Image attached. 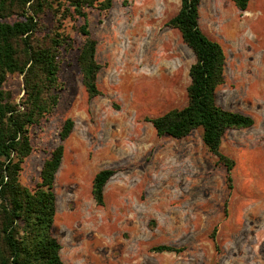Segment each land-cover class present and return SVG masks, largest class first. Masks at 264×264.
<instances>
[{"label": "rangeland", "instance_id": "1", "mask_svg": "<svg viewBox=\"0 0 264 264\" xmlns=\"http://www.w3.org/2000/svg\"><path fill=\"white\" fill-rule=\"evenodd\" d=\"M180 7L181 0H112L107 10L88 9L101 64L93 98L77 61L83 19L63 20L71 44L62 49L59 103L31 130L21 181L34 186L51 151L64 145L53 229L64 264H264V0L244 11L231 0L199 6L200 28L226 57L217 102L254 118L222 138V152L235 160L231 190L202 128L176 139L159 136L148 120L188 103L196 57L166 25ZM59 15L46 12L44 32ZM5 86L20 100L22 75L10 74ZM67 118L74 128L62 141ZM103 168L116 173L98 205L92 181ZM160 244L178 250H153Z\"/></svg>", "mask_w": 264, "mask_h": 264}, {"label": "trees", "instance_id": "2", "mask_svg": "<svg viewBox=\"0 0 264 264\" xmlns=\"http://www.w3.org/2000/svg\"><path fill=\"white\" fill-rule=\"evenodd\" d=\"M231 1L242 11L250 2ZM200 3L181 0L179 11L166 23L180 31L196 57L189 69L188 103L148 120L159 136L176 139L202 128V141L226 167L231 190L235 160L222 152V138L227 130L252 126L254 118L217 102V87L225 80L226 57L221 44L200 28ZM111 6L112 0H0V264H64L62 244L53 231L57 213L55 177L64 145L60 143L51 151L34 186L22 183L21 172L33 150L32 128L41 125L59 103L62 49L71 44L64 18L83 19L79 32L84 41L77 61L85 90L93 98L100 94L97 78L101 64L96 59L97 40L91 35L88 9L107 10ZM48 11L60 15L53 28L44 32L41 19ZM14 73L23 79L24 93L18 101L5 86ZM73 128L74 120L67 118L60 139L66 140ZM115 173L112 168H103L94 175L92 195L98 205L104 204L105 186ZM153 250L178 249L160 244Z\"/></svg>", "mask_w": 264, "mask_h": 264}]
</instances>
